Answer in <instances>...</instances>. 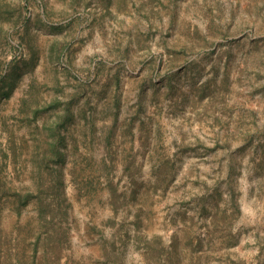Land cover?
<instances>
[{"label":"rangeland","instance_id":"rangeland-1","mask_svg":"<svg viewBox=\"0 0 264 264\" xmlns=\"http://www.w3.org/2000/svg\"><path fill=\"white\" fill-rule=\"evenodd\" d=\"M0 264H264V0H0Z\"/></svg>","mask_w":264,"mask_h":264}]
</instances>
